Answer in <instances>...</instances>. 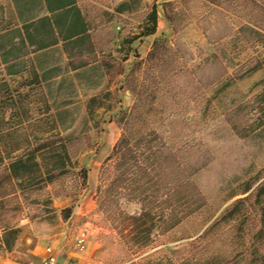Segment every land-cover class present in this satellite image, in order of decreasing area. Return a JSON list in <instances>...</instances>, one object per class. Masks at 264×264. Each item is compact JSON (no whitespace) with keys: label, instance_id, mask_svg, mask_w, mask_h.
<instances>
[{"label":"rangeland","instance_id":"374dc122","mask_svg":"<svg viewBox=\"0 0 264 264\" xmlns=\"http://www.w3.org/2000/svg\"><path fill=\"white\" fill-rule=\"evenodd\" d=\"M65 1L0 0V149L59 132L71 159L65 174L40 188L0 192V253L18 238L44 236L77 250L83 258L67 255L77 264H264L253 207L228 211L264 174V45L253 51L232 42L226 57L236 64L225 69L206 61L225 27L221 10L204 0H73L88 38L73 44L79 54L70 64L61 41L38 49L22 32L30 21L36 43L47 35V18L62 28L75 12L50 9ZM153 4L158 26L145 36ZM156 37L165 40L148 57ZM251 55L262 64L238 77ZM123 112L135 115L133 130L156 131L172 153L158 191L116 180L113 161H105ZM150 194L162 202L149 204L136 225L135 197ZM7 224L14 232H4Z\"/></svg>","mask_w":264,"mask_h":264},{"label":"trees","instance_id":"16d2710c","mask_svg":"<svg viewBox=\"0 0 264 264\" xmlns=\"http://www.w3.org/2000/svg\"><path fill=\"white\" fill-rule=\"evenodd\" d=\"M49 6V0H41ZM209 6L219 8L221 21L225 31L214 39V52L206 61L215 62L223 68L236 64L231 57H226L227 47L234 42L236 45L251 48L257 51L258 46L264 45V0H204ZM169 3H164V6ZM146 17V24L142 35H152L156 32L157 25V8L155 4L151 6ZM75 12L73 20L64 23L63 27L57 30L58 22L47 18V35L40 37L39 42L33 43L30 39V21L22 25L24 40L28 45L35 44L38 49H44L62 42L63 52L67 53L66 58L70 64L79 52L75 50V43L78 40L88 38L87 29L84 21L80 17L79 11L73 0H67L61 5L50 9V12L59 10H72ZM166 19L171 22V17L164 8ZM223 12V13H222ZM46 19V18H45ZM44 20V19H42ZM32 25V24H31ZM64 28V29H63ZM64 30V31H63ZM208 37L207 33L205 35ZM209 38V37H208ZM165 39L156 37L153 39L148 57L155 55L156 49L160 42ZM227 40V41H225ZM35 42V41H34ZM211 42V41H210ZM68 45H73L68 47ZM68 47V48H67ZM139 64L137 61L136 65ZM244 64L246 67L241 69L237 76L256 70L262 64V60L255 56H248ZM135 67V65H134ZM77 67H73L76 69ZM133 70V68H132ZM123 70L120 67L119 73ZM7 91V90H5ZM0 95H3L0 94ZM98 100L97 96H92L87 100L88 112H91L92 104ZM134 111L137 105H134ZM126 118L121 133L113 144L111 152L106 156L105 161H113L118 170L116 180L123 182L129 181L134 187L143 189L151 188L153 192L158 191L160 186V169L168 160H172V153L166 147L162 137L154 130L146 132L135 131L131 127V122L136 118L133 113L123 112ZM51 137L57 139H46L43 143L28 145L26 148H15L11 150L0 149V192L3 189L18 192L26 191L30 188H40L43 184L51 182L55 177L65 174L67 167L70 166V156L66 148L67 140L59 132L54 133ZM41 161L44 163L42 164ZM134 168V172L128 175V168ZM81 180L85 183L86 170H79ZM255 184V185H254ZM249 193L244 197L236 199L228 211L233 212L237 207L252 206L259 223L256 231L257 237L264 235V174L256 179V182L246 185L243 192ZM145 194V193H143ZM141 201V213L129 217L133 223H143L149 215V204L161 203L156 195H143L135 197ZM155 203V204H154ZM148 204V206H147ZM71 210L67 207L61 209L62 217L66 218ZM4 226V232L12 233L14 228L10 224ZM5 249L10 248L9 242L2 241Z\"/></svg>","mask_w":264,"mask_h":264},{"label":"crops","instance_id":"0c3cea01","mask_svg":"<svg viewBox=\"0 0 264 264\" xmlns=\"http://www.w3.org/2000/svg\"><path fill=\"white\" fill-rule=\"evenodd\" d=\"M65 208V207H63ZM66 218H69V214ZM11 250L0 253V264H38L42 257L47 254V248H50L56 258V264H63L68 258L67 255H79L78 251L70 248L68 244L62 243L57 239L52 243L42 236L41 238H32L31 236L16 239ZM79 258L84 256L79 255ZM79 263L81 262L78 259Z\"/></svg>","mask_w":264,"mask_h":264},{"label":"built area","instance_id":"2783aa9c","mask_svg":"<svg viewBox=\"0 0 264 264\" xmlns=\"http://www.w3.org/2000/svg\"><path fill=\"white\" fill-rule=\"evenodd\" d=\"M76 242H77L76 243L77 247L79 248L83 247L84 244L82 238H78ZM38 264H56V258L50 248H47V254L44 257H42L41 261H39ZM63 264H77V263H75V261H72L71 259H67Z\"/></svg>","mask_w":264,"mask_h":264}]
</instances>
